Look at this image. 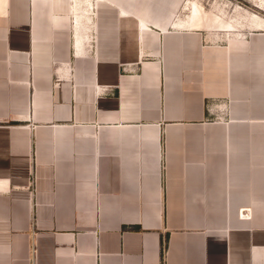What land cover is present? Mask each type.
<instances>
[{
	"label": "crops",
	"instance_id": "0c3cea01",
	"mask_svg": "<svg viewBox=\"0 0 264 264\" xmlns=\"http://www.w3.org/2000/svg\"><path fill=\"white\" fill-rule=\"evenodd\" d=\"M190 1L0 0V264H264V29Z\"/></svg>",
	"mask_w": 264,
	"mask_h": 264
},
{
	"label": "rangeland",
	"instance_id": "374dc122",
	"mask_svg": "<svg viewBox=\"0 0 264 264\" xmlns=\"http://www.w3.org/2000/svg\"><path fill=\"white\" fill-rule=\"evenodd\" d=\"M193 2L198 3L201 6V8H202V17L203 18L205 16H208V14L207 15H203L204 12H203L202 4L205 5V4H208V3H211V2H215V4H217V5L223 4V5H226V6H230L232 4H238V5H241V6H244L245 8H247L249 10V12L246 13V14L248 15V19L251 21V25H252L251 27L252 28L260 29V28H258L256 26H254V24L252 23V18L250 17V15L255 14V15L259 16L264 21V0H216V1L215 0H192V1H190L189 5L191 3H193ZM256 7L258 9H260V8L261 9L258 10ZM190 12H191V10H190ZM223 14L224 13L221 12V15H223ZM221 15H212V16H215L217 19H222L223 20ZM235 19H236V17H232L231 18V20H235ZM230 30L231 31H235L236 29L231 26Z\"/></svg>",
	"mask_w": 264,
	"mask_h": 264
},
{
	"label": "bare ground",
	"instance_id": "6f19581e",
	"mask_svg": "<svg viewBox=\"0 0 264 264\" xmlns=\"http://www.w3.org/2000/svg\"><path fill=\"white\" fill-rule=\"evenodd\" d=\"M73 2V1H72ZM83 3V2H81ZM112 3V2H111ZM179 4V3H178ZM191 6V18L192 19H196V21L199 22V20L197 19H203V21H208L210 19H213L214 21L216 20L217 21V25H220L221 23H223V20L222 19H217L215 16H212V15H208V16H205L204 18L202 17V8L201 6L198 4V3H191L190 4ZM257 8V7H256ZM258 9V8H257ZM261 9V8H260ZM258 9V10H260ZM262 11V10H261ZM263 12V11H262ZM250 17L252 18V23L254 24V26L258 27V28H263L264 29V21L257 15L255 14H252L250 15ZM195 21V22H196ZM214 21H213V26H214ZM190 22V21H189ZM197 23V22H196ZM204 26V25H202ZM210 25H208L207 27H209ZM230 27L231 26H225V27H222L221 30H228V31H231L230 30ZM217 29H220V26L217 28Z\"/></svg>",
	"mask_w": 264,
	"mask_h": 264
}]
</instances>
